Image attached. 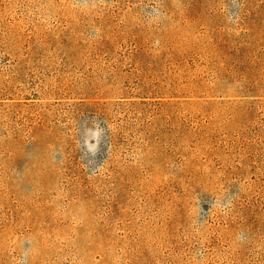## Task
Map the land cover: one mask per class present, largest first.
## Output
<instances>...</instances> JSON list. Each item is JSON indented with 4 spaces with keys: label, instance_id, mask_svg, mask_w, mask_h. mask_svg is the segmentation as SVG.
Masks as SVG:
<instances>
[{
    "label": "rangeland",
    "instance_id": "rangeland-1",
    "mask_svg": "<svg viewBox=\"0 0 264 264\" xmlns=\"http://www.w3.org/2000/svg\"><path fill=\"white\" fill-rule=\"evenodd\" d=\"M0 264H264V0H0Z\"/></svg>",
    "mask_w": 264,
    "mask_h": 264
}]
</instances>
